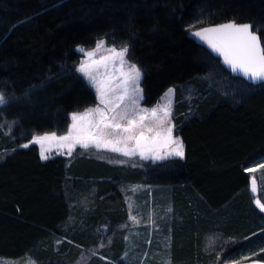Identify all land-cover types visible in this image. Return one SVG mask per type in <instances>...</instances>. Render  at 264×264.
Instances as JSON below:
<instances>
[{"label": "trees", "instance_id": "16d2710c", "mask_svg": "<svg viewBox=\"0 0 264 264\" xmlns=\"http://www.w3.org/2000/svg\"><path fill=\"white\" fill-rule=\"evenodd\" d=\"M230 20L264 29V0H0V92L7 101L0 105L1 258L29 254L38 264H63L77 255L70 249L103 243L87 264H124L118 225L126 211L113 167L93 158L71 166L62 155L43 161L29 143L66 133L70 113L95 105L77 71L76 47L104 40L128 47L127 58L142 71L144 106L174 88L173 132L183 158L133 167L128 176L171 191L172 222L163 229L171 231V264L264 263V212L254 202L261 193L250 192L246 171L264 156V82L233 72L194 35ZM91 190L85 209L72 204ZM210 233L230 241L205 252Z\"/></svg>", "mask_w": 264, "mask_h": 264}, {"label": "rangeland", "instance_id": "374dc122", "mask_svg": "<svg viewBox=\"0 0 264 264\" xmlns=\"http://www.w3.org/2000/svg\"><path fill=\"white\" fill-rule=\"evenodd\" d=\"M201 40V38L199 37ZM103 47L99 49L94 57L95 60L99 61L104 56H109L110 53L107 49L116 48L118 51L121 48H117L114 46L107 45L104 40ZM100 41H97L100 42ZM202 43L209 48V44L201 40ZM96 43V45H97ZM96 45L93 48L86 49L82 46H77L76 50L82 54L80 62L85 60L86 57L84 53H82L79 49H83L84 52L93 51L96 49ZM128 59V58H127ZM129 63H133L128 59ZM80 64V63H79ZM77 66V69L79 67ZM135 64V63H134ZM119 68V61L115 63L109 62L107 66V75L113 77V81L111 84V91L108 93V99L110 101L109 107L116 106L117 112H124L128 111L129 118L139 119L140 115H148L150 117L151 113L145 114L143 112H133V109H148L151 110L154 107L159 106L162 109L165 105L170 107L171 111V127H172V139L176 140L177 138L182 142L180 136H177L173 132V122H172V109H173V100H174V92L170 96H166L165 94L168 93L169 89H173V87H169L158 99V101L152 106H144L142 104L143 96L137 97L129 88L128 95L124 97L123 101H120L118 98L122 94V88L119 87V73L117 69ZM79 72V71H78ZM80 73V72H79ZM98 77L103 78L105 75V69L102 67L95 73ZM80 75L85 79L87 84L93 89L96 94L97 102L95 105L89 106L81 111H75L70 113V123L66 133L57 136H64L67 135L69 129L72 124V114L73 113H83L89 108H94L99 104L98 94L94 86H92L89 80L83 76L81 73ZM142 78V77H141ZM139 87L141 88V80L139 83ZM184 90L188 91V97L192 95L194 92L192 87L183 86ZM1 93V92H0ZM193 96V95H192ZM133 100L136 101V104H133ZM2 105V104H0ZM158 118H162V111L158 110L157 113ZM146 127L143 129V132L146 137L151 138L159 134L161 139V145L159 148L158 155L164 156V154L170 151L174 144L163 146L162 141L163 137L167 134V122L161 123L160 119H146L145 120ZM151 128L152 131H148ZM140 129L135 131V135L140 134ZM51 134V133H46ZM44 135V134H41ZM121 135H124L121 133ZM40 136V135H36ZM110 139L115 140L117 137L111 136ZM129 146L132 145V141H129ZM37 144V143H36ZM183 144V142H182ZM38 145V144H37ZM40 145V144H39ZM123 146V142L121 145ZM45 147H49V145H45ZM51 155L50 158L56 155L66 156L70 159L71 166L78 164L85 160L86 158H93L103 162H108L112 164L113 171L116 174L117 178L120 180V184L118 185L119 191L122 193L123 201L125 203V211H126V218L125 220L118 225L119 230H124V244L125 248L121 257V261L124 264H144L149 263V261L156 260V264H171L169 251H170V244H171V233L169 229V233H165L163 229L172 222V215L173 209L170 203L171 200V191L169 188L160 186L157 191H153V186H148L150 188L148 190L147 196V187L141 183H132L128 180V176L132 175V168L133 167H145L147 163H151L153 161H163L169 158H176L177 156H167L164 159H154L152 153H147L146 158H141L139 154L134 156H124L118 152H112L105 148L97 149L95 147L92 148H82L77 146L72 155H67V148L58 149L55 144L51 145ZM184 151V148H183ZM85 157V158H84ZM180 158V157H179ZM87 160V159H86ZM247 169H254V171H248L252 174V178L256 180L258 191L261 193L260 197L254 199V202L259 199L261 203H264V156L256 161L255 163L249 164L246 168ZM117 180V179H116ZM258 193V192H257ZM93 191L91 190L90 195L80 196V199L73 200L72 204L77 203L81 209H85L87 205L91 202ZM170 198V201L168 200ZM256 204V203H255ZM257 205V204H256ZM135 217V221L131 218ZM169 218L165 220V218ZM166 218V219H167ZM167 231V230H166ZM107 239L105 244H109V240L111 237V232L106 235ZM62 239L57 238L55 239L56 245H59ZM230 240L228 238H224L220 235V233H210L207 234L204 238V250L205 252L213 251L214 249H218L222 247ZM103 243L99 246H96L92 249H85V248H78L77 249H70V252H76V257H72L67 259L63 264H87L91 258V255L96 253V250L102 246ZM103 258V257H102ZM104 259V260H103ZM100 259L101 264H104L106 258ZM0 264H38L37 261L31 255H25L20 258L16 259H7L0 257ZM48 264V263H47ZM55 264V262L49 263ZM224 264H264L263 262L252 260V261H241V262H224Z\"/></svg>", "mask_w": 264, "mask_h": 264}, {"label": "snow or ice", "instance_id": "6c2138e0", "mask_svg": "<svg viewBox=\"0 0 264 264\" xmlns=\"http://www.w3.org/2000/svg\"><path fill=\"white\" fill-rule=\"evenodd\" d=\"M258 31L264 29H257L253 31L251 24H237L229 22L215 27L203 28L194 33L195 36L200 37L201 40L206 41L213 51L218 52L223 56L224 63L228 65L233 72H238L244 77L252 81L264 82V47L261 46L260 36ZM104 42L100 41L93 51L84 52L86 59L79 64L77 71L85 76L90 84L95 87L98 94L99 104L94 108H89L83 113L72 114V124L67 135L57 136L56 133L44 134L34 136L29 143L40 144V157L47 160L51 155V145L55 144L58 149L67 148V155H72L74 149L79 146L85 149L95 147L97 149L105 148L112 152L121 153L124 156H134L139 154L141 158H146L147 153H152L154 159H164L167 156H177L183 158V144L177 138L172 139L171 127V111L168 105L162 109L159 106L148 109H133V112H143L148 115H140L139 119L129 118L128 111L117 112L116 106L109 107L108 93L111 91V84L113 77L107 75V66L109 62L115 63L119 61V87L122 88V94L119 100L123 101L124 97L128 95L129 88L137 96L142 95V89L139 83L142 77L141 69L134 63H129L127 55L129 49L124 46L119 51L116 48L107 49L109 56L102 57L99 61L94 57L99 49L103 47ZM105 69L103 78L98 77L95 73L100 68ZM174 92L169 89L166 96H170ZM5 96L0 93V104L6 103ZM133 104L136 101L133 100ZM162 111V118H158L157 113ZM146 119H160L161 123L167 122V134L163 137V146L174 144L170 151L166 152L164 156L158 155L161 145L159 134L148 138L145 136L143 129L146 127ZM140 129V134L135 135V131ZM148 131H152L151 128ZM124 134V135H121ZM116 136L115 140L110 139L111 136ZM129 141L132 145L129 146ZM123 142V146L121 145ZM49 145V147H45ZM28 147V144L23 145ZM246 171H254V169H247ZM251 190L255 193L257 191L256 181L253 178L251 183ZM261 212H264V203L259 199L255 201ZM135 221V217H131Z\"/></svg>", "mask_w": 264, "mask_h": 264}, {"label": "water", "instance_id": "95a60500", "mask_svg": "<svg viewBox=\"0 0 264 264\" xmlns=\"http://www.w3.org/2000/svg\"><path fill=\"white\" fill-rule=\"evenodd\" d=\"M229 22H234V21H226V22H222V23H216V24H213L212 26H210V27H215V26H218V25H221V24H226V23H229ZM235 23H237V24H251V25H253L251 22H235ZM254 31V30H253ZM257 34L259 35V33L257 32ZM260 41H261V39H260ZM261 46L263 47V45H262V43H261ZM250 80V79H249ZM252 81V80H251ZM254 82H261L262 83V81H254ZM252 180H253V178H251L250 179V182H249V189H250V192L252 193V194H257V192H258V188H257V191L254 193L252 190H251V183H252ZM256 181V180H255ZM256 185H257V183H256Z\"/></svg>", "mask_w": 264, "mask_h": 264}, {"label": "crops", "instance_id": "0c3cea01", "mask_svg": "<svg viewBox=\"0 0 264 264\" xmlns=\"http://www.w3.org/2000/svg\"><path fill=\"white\" fill-rule=\"evenodd\" d=\"M38 146H39V156H40V149H41V146L38 144ZM183 148H184V146H183ZM179 158V157H178ZM40 159H41V157H40ZM41 160H43V159H41ZM44 161V160H43ZM107 162V161H106ZM153 162H159V161H153ZM107 164H108V166H110V167H112V164H110V163H108L107 162ZM144 186H146L147 187V196H148V190L150 189V188H148V186H153V184H149V183H146V184H143ZM161 185H158V184H154V186H153V191H157V190H161V189H159V187H160Z\"/></svg>", "mask_w": 264, "mask_h": 264}]
</instances>
